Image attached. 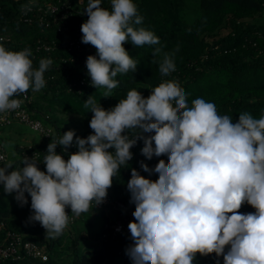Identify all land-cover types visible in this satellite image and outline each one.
Wrapping results in <instances>:
<instances>
[{
  "label": "clouds",
  "instance_id": "1",
  "mask_svg": "<svg viewBox=\"0 0 264 264\" xmlns=\"http://www.w3.org/2000/svg\"><path fill=\"white\" fill-rule=\"evenodd\" d=\"M84 14L81 42L96 49L86 60L91 86L107 89L108 97L118 87L115 77L138 67L122 45L130 40L137 47L153 46L160 39L134 27L143 17L133 0H111V11L101 7V0H88ZM160 52L157 47L153 55ZM31 55L29 49L13 52L0 45V114L20 108L24 101L15 97L46 86L44 73L53 61L41 59L34 69ZM175 70L171 55L164 54L160 73ZM84 107L93 114V134L81 138L69 130L49 143L46 172L26 156L18 170L9 171L11 164L0 167L4 193L15 194L21 207L28 203L27 193L30 220L39 222L45 234H63L70 222L66 208L79 216L93 202L101 205L121 166L133 159L130 149L142 140L147 160L168 159H160L154 169L140 162L144 172L158 174L155 181L131 170L127 190L135 211L126 255L132 264H194L197 253L215 254L217 264L221 256L223 264H264V115L257 119L244 112L233 122L203 98L189 105L178 81L161 83L148 98L131 90L109 110L92 96ZM127 130L139 132L130 138ZM58 145L65 154L72 146L77 151L66 161L57 154ZM245 203L255 212L241 213Z\"/></svg>",
  "mask_w": 264,
  "mask_h": 264
},
{
  "label": "trees",
  "instance_id": "2",
  "mask_svg": "<svg viewBox=\"0 0 264 264\" xmlns=\"http://www.w3.org/2000/svg\"><path fill=\"white\" fill-rule=\"evenodd\" d=\"M52 1L70 4L74 22L84 23L88 19L84 14L88 0H83L82 3L80 0H0V38L7 35L12 37L11 42L0 41V45L8 51L19 52L26 48L34 49L39 39L44 41L45 27L37 21L32 25L22 22L21 9L32 2L44 5ZM133 3L137 5L138 15L143 17V23L134 27L152 31L159 37L160 44L137 47L129 40V43L122 45L130 57L138 61V67L134 73L129 71L118 74L115 77L119 82L118 87L108 97L104 95L107 89L92 86L80 87L82 92L77 93L80 80L90 78L86 60L89 55L96 54V49L91 45H85V52L79 55L56 49L50 53L40 51L36 59H31L34 69L39 68L41 59L53 61L50 69L44 73L46 86L39 91H32L30 88L26 96L31 99L28 106L32 117L52 127L54 137L43 140L39 145L17 147L20 157L12 162V169L9 171L22 168L23 159L20 158L24 153H37L40 162L38 168L46 172L43 160L48 144L68 131L58 119L56 113L59 110L82 117L84 128L76 131L77 136L86 138L93 134L89 127L93 114L90 108L84 107L89 96H92L96 104L109 110L120 100L126 99L131 90H137L144 98H148L151 91L161 83L178 81L187 93L189 105L194 99L203 98L215 104L219 115H228L233 118V122L244 112L257 119L264 115V0H133ZM101 7L111 11V0H101ZM67 36L68 34L61 35L53 29L47 41L60 42ZM157 47L161 52L154 56L153 52ZM88 48H93L94 53H89ZM166 53L171 55L176 65V70L168 76L159 71ZM71 88L74 92H69ZM127 131L130 138H135L139 132ZM143 147V141L137 140L136 145L130 149L133 159L128 165L121 166L107 195L111 200L123 201L134 210L127 182L131 178L132 169L148 178L147 172L140 167V162L147 164L148 161L141 154ZM76 151L75 146L70 147L67 154L62 151V146L58 145L56 148L57 154L62 155L66 161ZM160 159L167 163V156L153 157L151 160L154 161V167ZM149 179L155 181L158 174L149 175ZM14 196L15 194H5L3 187L1 188L0 222L21 233L26 241H32L43 248L49 258L46 262L30 258L9 259L0 264H132L126 252L119 255L121 242L114 241L113 244L104 246L101 237L105 231V223L110 220L104 212L87 211L75 224L66 228L71 235H67L65 229L62 235L50 238L39 222L30 220L33 215L30 196L25 193L28 203L22 207ZM239 211L247 214L255 212V209L245 203ZM92 212L98 213L104 221L97 241L93 236L90 237L86 225H77L84 221L91 228L90 221L85 220ZM82 241H85V247L81 246ZM194 264H217V258L215 254L202 257L197 253ZM219 264H223L222 256Z\"/></svg>",
  "mask_w": 264,
  "mask_h": 264
},
{
  "label": "built area",
  "instance_id": "3",
  "mask_svg": "<svg viewBox=\"0 0 264 264\" xmlns=\"http://www.w3.org/2000/svg\"><path fill=\"white\" fill-rule=\"evenodd\" d=\"M72 18L73 10L70 4L67 3H54L52 1L41 5L32 2L22 7L20 16L22 22L32 25L37 21L39 25L45 27V31L43 32L45 40L42 41L39 39L38 45L35 46L34 49L26 48L32 53L30 59H36L40 51L50 53L56 49H61L68 52H75L77 55L85 52L86 48L85 44L81 42L82 33L80 30L83 22H74ZM53 29H55L61 35L68 34V36L62 39L60 42L55 40L47 41L49 34ZM11 40L12 37L10 35L0 38V41L7 43L11 42ZM87 50L89 53H94L93 48H88ZM78 84L79 89L77 93L81 94L82 89H80V87L91 86V78H83ZM71 91L72 88L69 90V92ZM22 100L24 102L17 110L0 114V127L10 126L14 122H18L41 135L43 140H49L54 137L52 127L43 123L41 120L32 117L29 110L30 108L28 106L31 103V99H29L27 96L25 98L24 96ZM25 156L30 159L32 158L36 164L40 165V162H38L39 156L37 153H24L20 159H24ZM0 157H3V159H0V167L12 164V162L8 159L1 141ZM2 187L3 185H0V190ZM29 203L31 204V197L29 198ZM89 211L104 212L105 216L110 218V220L104 225L105 231L101 239L104 242V246L111 245L114 243V241L121 242V247L119 248L118 252L119 255H123L126 252L128 246L132 243L130 238L131 234L128 230V224L134 221L132 213L135 210L129 205H126L123 201L111 200L110 197L107 196L106 200L99 206L95 207V202H93ZM66 214H68L70 217L69 224L73 225L84 213L76 216L75 213H71V209L68 207L66 208ZM23 258H30L46 262L48 261L49 257L43 248L32 241H26L25 237L21 233L10 229V227L4 222H0V262L9 259L22 260Z\"/></svg>",
  "mask_w": 264,
  "mask_h": 264
},
{
  "label": "rangeland",
  "instance_id": "4",
  "mask_svg": "<svg viewBox=\"0 0 264 264\" xmlns=\"http://www.w3.org/2000/svg\"><path fill=\"white\" fill-rule=\"evenodd\" d=\"M44 102V101H43ZM57 116L59 121L63 122L61 126L65 130H74L79 131L82 130L83 127V121L82 117L78 116L73 113H69L64 110L57 111ZM36 138L34 143L31 144H40L42 142L43 137L39 135L38 133L30 130L24 125L15 124L10 127H0V141L5 149V152L8 156L9 161L13 162L14 160L18 159L20 157L19 153L17 152V147H24L29 146V143H26V141H23L22 138ZM41 140V141H40ZM147 165L149 168L154 169V161L148 160ZM148 178L149 179V173ZM85 221H90V224L92 225L91 228L88 227V224L83 223L84 221L78 222L77 225H83L87 226V231L90 237H94L95 241H97V235L99 233V230L103 227L104 221L100 217V215L96 212H92L89 217ZM68 227H71L69 224ZM67 227V228H68ZM68 229L65 230L67 235H71ZM65 243H67V238L64 239ZM81 246L85 247V241L81 242Z\"/></svg>",
  "mask_w": 264,
  "mask_h": 264
},
{
  "label": "crops",
  "instance_id": "5",
  "mask_svg": "<svg viewBox=\"0 0 264 264\" xmlns=\"http://www.w3.org/2000/svg\"><path fill=\"white\" fill-rule=\"evenodd\" d=\"M15 124H19V125H22V124H20V123H18V122H14L12 125H10V126H13V125H15ZM10 126H6V127H10ZM25 126V125H24ZM27 127V126H26ZM3 128V127H2ZM27 128H29V127H27ZM30 129V128H29ZM31 130V129H30ZM22 140L23 141H26V143H29V146H24V147H30V146H35V145H39V144H31V143H34V141L36 140V138H34V137H32V138H22ZM41 141V140H40ZM42 142H43V139H42ZM42 142H40V144L42 143ZM15 161V160H14Z\"/></svg>",
  "mask_w": 264,
  "mask_h": 264
}]
</instances>
